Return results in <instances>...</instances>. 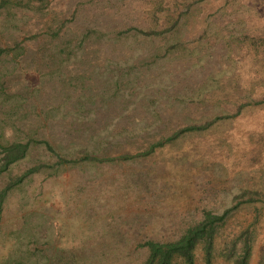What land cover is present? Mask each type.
Returning a JSON list of instances; mask_svg holds the SVG:
<instances>
[{"label": "rangeland", "instance_id": "374dc122", "mask_svg": "<svg viewBox=\"0 0 264 264\" xmlns=\"http://www.w3.org/2000/svg\"><path fill=\"white\" fill-rule=\"evenodd\" d=\"M198 224L168 264H264V0H0V264Z\"/></svg>", "mask_w": 264, "mask_h": 264}, {"label": "trees", "instance_id": "16d2710c", "mask_svg": "<svg viewBox=\"0 0 264 264\" xmlns=\"http://www.w3.org/2000/svg\"><path fill=\"white\" fill-rule=\"evenodd\" d=\"M22 155L23 154H20L17 157L9 159L8 163L22 157ZM204 236L206 240L210 241L212 230L210 228H207V230H205L204 225L198 224L193 228L188 229L181 238L174 242L150 244L151 254L149 264H168L170 258L175 254L181 255L186 259L187 262H191L192 250L198 240L202 239Z\"/></svg>", "mask_w": 264, "mask_h": 264}]
</instances>
